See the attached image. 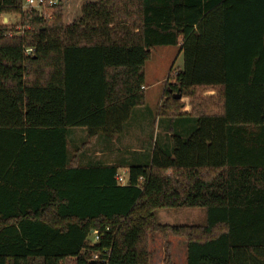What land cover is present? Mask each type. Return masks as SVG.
Instances as JSON below:
<instances>
[{"label":"trees","instance_id":"16d2710c","mask_svg":"<svg viewBox=\"0 0 264 264\" xmlns=\"http://www.w3.org/2000/svg\"><path fill=\"white\" fill-rule=\"evenodd\" d=\"M25 1L0 0L21 17L0 22V264H151L158 233L186 240L187 264H264V0H97L71 24ZM162 45L184 55L160 106L169 149L85 165L146 105ZM189 207L206 223L156 215ZM165 253L175 264L169 238Z\"/></svg>","mask_w":264,"mask_h":264},{"label":"rangeland","instance_id":"374dc122","mask_svg":"<svg viewBox=\"0 0 264 264\" xmlns=\"http://www.w3.org/2000/svg\"><path fill=\"white\" fill-rule=\"evenodd\" d=\"M90 1L97 0H61L60 4L63 6L65 22L71 24L76 19H79L82 15L83 6ZM23 8L24 10L30 9ZM20 18V14L18 13L0 14L1 23L18 24ZM21 28L24 30L27 28L32 29L33 27L30 25ZM180 49L181 47L179 45H162L157 46L152 50V58L148 61L146 67V85L149 88V93L154 96V103L156 104H158L160 98V95L157 94L158 90L160 87L165 88V77L169 75L171 68H174L175 70L183 68L184 56L183 52L180 53ZM155 83H157V85ZM140 110H142V107H137L134 110L135 115L133 114L130 121L131 127L125 131V134H128V137H123L120 134L116 138L117 141L109 145L110 148L108 149L110 152L113 151L111 157L113 156L115 159H119V161L130 163L148 161L156 141L163 145L165 149H169L170 142L168 139L165 140V130L169 123L164 118L161 119L160 113L155 110L146 113L145 116L139 117L138 112H140ZM127 131L128 133H126ZM73 132H75L76 137L75 144H80L81 141L85 139V129L78 128L74 129ZM80 136H82V138L78 139ZM99 138L107 140L104 137ZM163 139L165 140V143L163 142ZM168 142L169 144H166ZM97 144L92 150H90L91 155L99 148V145ZM135 144L137 147L144 145L143 150L137 151L138 148L134 146ZM120 145H122L123 149H121ZM101 160L107 161L108 156L106 155ZM120 174L128 180L129 169L125 171L124 168H122ZM156 215L158 220L164 224L203 225L207 221V211L203 207L160 208L156 210ZM168 238L172 242L173 262L175 264H187L186 249L183 244L186 240L173 235L168 236ZM168 238L160 233L151 236V264H168L166 262L165 253V243Z\"/></svg>","mask_w":264,"mask_h":264},{"label":"crops","instance_id":"0c3cea01","mask_svg":"<svg viewBox=\"0 0 264 264\" xmlns=\"http://www.w3.org/2000/svg\"><path fill=\"white\" fill-rule=\"evenodd\" d=\"M181 49H180V53H181ZM184 56V55H183ZM147 67V65H146ZM172 69V68H171ZM180 69V68H179ZM177 73V72H176ZM146 75V73H145ZM166 78V83H165V88L163 87H158L159 90H158V95H160V98H159V102L158 104L154 103V96H152L150 93H149V88L147 85H145V88H146V95H147V101H146V105H144L142 107V110H140V112H138V116L139 117H142V116H145L146 113L150 112V111H158L160 113V106H161V102L163 101L164 97H165V89H166V85H167V82L170 81V73ZM147 79V78H146ZM157 85V83H155ZM157 87V86H156ZM215 91H209L208 94L209 95H212L214 94ZM152 96V97H151ZM184 101L187 103V106L186 108L183 110L184 113H188L192 110V106L189 104V98H184ZM152 102V103H151ZM135 115V114H134ZM131 121V120H130ZM130 121L128 122V124L126 125V128H125V131L127 129H129L131 127V124H130ZM125 131L124 133H122L121 135L123 137H128V134H125ZM128 133V131L126 132ZM82 135V134H81ZM168 135H169V130H168V127L166 128L165 130V140L168 139ZM118 136V135H117ZM117 136L112 139V140H104L103 138H98L96 144L99 145V148L97 150H95L93 152V154L91 155L90 154V150H92V148L96 145H94L92 148H90L89 150H87L83 156H82V162L85 164V165H89V164H95L97 162H99L103 157H105L106 155L108 156V160L107 161H104V162H107V163H117V162H126V161H119V159H115L113 156L111 157V154H113V151L110 152V150L108 148L109 145L111 143H114L116 142V138ZM86 137V135H85ZM75 132H73V130L71 131V134H70V140L71 141H76L75 139ZM82 138V136H80L78 139ZM164 140V139H163ZM165 140L163 141L165 143ZM82 142V141H81ZM121 146V149H123L122 145ZM134 146L137 147V145L135 144ZM125 148V147H124ZM137 151H142L143 148H144V145H141L140 147H137ZM101 158V159H100ZM102 161V160H101ZM125 171H127V168H124ZM121 171V170H120ZM184 246H185V249L187 250V242H183ZM186 258H187V252H186Z\"/></svg>","mask_w":264,"mask_h":264},{"label":"built area","instance_id":"2783aa9c","mask_svg":"<svg viewBox=\"0 0 264 264\" xmlns=\"http://www.w3.org/2000/svg\"><path fill=\"white\" fill-rule=\"evenodd\" d=\"M60 2L61 0H26L23 7L35 8L41 14H44L45 12L44 10L46 9V7L58 5L60 4ZM26 52L28 54H32L34 52V49L28 48L26 49ZM119 180L123 183H127L126 178H124L122 175L119 176ZM94 234H95L93 236L94 240H99L100 239L99 233L96 231ZM95 257L97 258L98 256H95Z\"/></svg>","mask_w":264,"mask_h":264},{"label":"water","instance_id":"95a60500","mask_svg":"<svg viewBox=\"0 0 264 264\" xmlns=\"http://www.w3.org/2000/svg\"><path fill=\"white\" fill-rule=\"evenodd\" d=\"M175 97L181 98L182 95L181 94H177Z\"/></svg>","mask_w":264,"mask_h":264}]
</instances>
